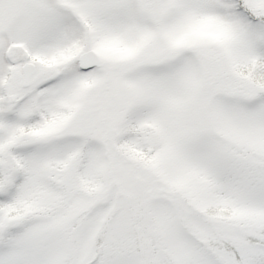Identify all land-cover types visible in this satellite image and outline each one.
Returning <instances> with one entry per match:
<instances>
[{
  "label": "snow or ice",
  "instance_id": "1",
  "mask_svg": "<svg viewBox=\"0 0 264 264\" xmlns=\"http://www.w3.org/2000/svg\"><path fill=\"white\" fill-rule=\"evenodd\" d=\"M0 264H264V0H0Z\"/></svg>",
  "mask_w": 264,
  "mask_h": 264
}]
</instances>
